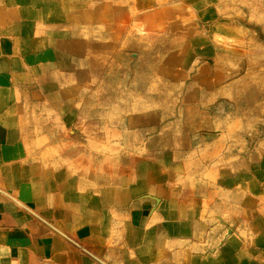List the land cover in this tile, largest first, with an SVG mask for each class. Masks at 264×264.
<instances>
[{
  "label": "crops",
  "instance_id": "1",
  "mask_svg": "<svg viewBox=\"0 0 264 264\" xmlns=\"http://www.w3.org/2000/svg\"><path fill=\"white\" fill-rule=\"evenodd\" d=\"M215 0H0V264H264V74Z\"/></svg>",
  "mask_w": 264,
  "mask_h": 264
},
{
  "label": "rangeland",
  "instance_id": "2",
  "mask_svg": "<svg viewBox=\"0 0 264 264\" xmlns=\"http://www.w3.org/2000/svg\"><path fill=\"white\" fill-rule=\"evenodd\" d=\"M218 22L234 27L235 46L246 48L242 58L235 61L233 74L244 75L248 65L264 74V0H215Z\"/></svg>",
  "mask_w": 264,
  "mask_h": 264
}]
</instances>
